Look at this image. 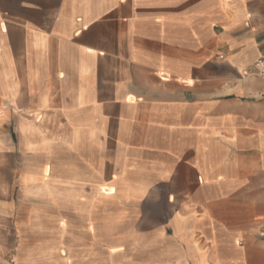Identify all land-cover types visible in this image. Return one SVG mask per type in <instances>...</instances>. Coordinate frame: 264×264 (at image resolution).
Here are the masks:
<instances>
[{"label": "crops", "instance_id": "0c3cea01", "mask_svg": "<svg viewBox=\"0 0 264 264\" xmlns=\"http://www.w3.org/2000/svg\"><path fill=\"white\" fill-rule=\"evenodd\" d=\"M261 57L264 0H0V264H264Z\"/></svg>", "mask_w": 264, "mask_h": 264}, {"label": "rangeland", "instance_id": "374dc122", "mask_svg": "<svg viewBox=\"0 0 264 264\" xmlns=\"http://www.w3.org/2000/svg\"><path fill=\"white\" fill-rule=\"evenodd\" d=\"M117 224L119 226H126V224L129 225L128 222L125 221V219H120ZM58 234L54 235L52 240L55 257L58 255V249L60 248L62 243H68L70 247V263L69 264H75L77 259V250L78 245L80 242H85L87 245L90 244L91 247L90 252L87 248V259H89V264H175L173 259H169L166 262L162 259L163 254H159L156 251L157 247L155 246H143L142 242L140 240H135L133 244L127 245L125 242L118 241L114 244L116 247L114 250L110 251V248L106 247L103 243L102 245V251L100 253H96L95 257V263H93L94 260V251H93V237H83L82 239H79L75 236H62L61 231H56ZM40 240L41 242H44L46 238L38 237L36 238ZM104 239V238H103ZM120 239V238H119ZM79 242V243H78ZM152 245V243H150ZM59 258V257H58ZM61 258L58 259V263L61 264L60 261ZM68 264V263H67Z\"/></svg>", "mask_w": 264, "mask_h": 264}, {"label": "built area", "instance_id": "2783aa9c", "mask_svg": "<svg viewBox=\"0 0 264 264\" xmlns=\"http://www.w3.org/2000/svg\"><path fill=\"white\" fill-rule=\"evenodd\" d=\"M256 66L258 68L257 73L259 74V76L262 78V80L264 82V57H261L256 62ZM262 96H264V88H263V91H262ZM259 231H260L261 235L264 236V223H262L259 226Z\"/></svg>", "mask_w": 264, "mask_h": 264}]
</instances>
